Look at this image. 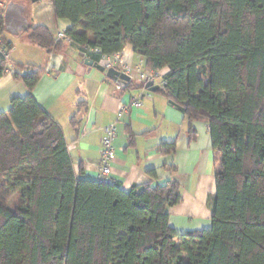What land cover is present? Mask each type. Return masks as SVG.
<instances>
[{
  "label": "trees",
  "instance_id": "obj_1",
  "mask_svg": "<svg viewBox=\"0 0 264 264\" xmlns=\"http://www.w3.org/2000/svg\"><path fill=\"white\" fill-rule=\"evenodd\" d=\"M52 3L86 58L97 63L130 44L145 69L169 68L162 90L183 107L191 138L195 121L209 125L212 225L184 234L170 225L182 201L176 180L126 192L83 178L62 128L32 95L42 71L20 65L30 93L0 112V264H264V0ZM4 32L0 12V43L11 50ZM27 33L49 52L65 43L43 25ZM6 70L0 57V76Z\"/></svg>",
  "mask_w": 264,
  "mask_h": 264
},
{
  "label": "crops",
  "instance_id": "obj_2",
  "mask_svg": "<svg viewBox=\"0 0 264 264\" xmlns=\"http://www.w3.org/2000/svg\"><path fill=\"white\" fill-rule=\"evenodd\" d=\"M1 1L7 5L10 0ZM15 1L26 6L32 25L46 26L56 37L59 31L72 26L69 20L56 19L52 0ZM2 36L12 44L10 54L18 67L42 71L32 95L62 128L77 173L83 168V178L97 179L102 137L106 127L116 122V158L110 178L120 182L126 192L136 185H162L176 180L182 201L170 208V225L180 234L211 227L208 203L210 195L216 193V166L206 122H194L196 134L191 138L183 110L162 89L149 91L134 77L127 87H119L105 72L89 69L84 63L88 58L72 41L65 40L62 49L49 52L32 43L27 32L13 36L6 31ZM115 55L132 67L145 65L130 44ZM97 63L103 65L101 60ZM19 77L7 71L0 76V112L11 108L14 96L30 93ZM136 99L142 105H134ZM163 143H175V151L165 153ZM151 171L155 176L150 175Z\"/></svg>",
  "mask_w": 264,
  "mask_h": 264
},
{
  "label": "built area",
  "instance_id": "obj_3",
  "mask_svg": "<svg viewBox=\"0 0 264 264\" xmlns=\"http://www.w3.org/2000/svg\"><path fill=\"white\" fill-rule=\"evenodd\" d=\"M5 8L4 3L0 1V12H3ZM58 39L69 40L66 35V31H59L57 34ZM70 41V40H69ZM11 50H8L4 45L0 43V57L3 58L7 65V72L22 74L28 71V69H20L18 65L14 62L10 54ZM103 66L106 69L115 67L123 72L130 75L132 78L134 77L137 81L146 85L149 82H153L155 85H159L161 89H165L166 80L164 78L165 73L163 70H152L145 69L142 65L132 67L130 64L123 61V59L119 55L113 56H104L101 59ZM122 65V68L120 67ZM133 104L136 106L142 105V102L139 99L133 101ZM124 107L122 110H125ZM117 126L116 122H113L105 129V134L102 137V159L100 163L99 174L96 177L98 180L105 182H114L111 176L112 163L116 158V149L114 146V141L117 137Z\"/></svg>",
  "mask_w": 264,
  "mask_h": 264
},
{
  "label": "water",
  "instance_id": "obj_4",
  "mask_svg": "<svg viewBox=\"0 0 264 264\" xmlns=\"http://www.w3.org/2000/svg\"><path fill=\"white\" fill-rule=\"evenodd\" d=\"M26 11V6L23 3L15 0H10L7 3L6 9L4 11V23L5 29L8 33L13 36H20L21 34L26 33L31 29L32 23L30 22ZM84 63L88 66L89 69L96 68L101 72H105L107 77L113 81H116L119 87H127L131 82V76L118 68L111 67L106 69L105 66L96 63L91 59H86ZM145 87L152 92L161 89L159 85H155L153 82L147 83ZM178 108L180 110H183V107L181 106H178Z\"/></svg>",
  "mask_w": 264,
  "mask_h": 264
},
{
  "label": "rangeland",
  "instance_id": "obj_5",
  "mask_svg": "<svg viewBox=\"0 0 264 264\" xmlns=\"http://www.w3.org/2000/svg\"><path fill=\"white\" fill-rule=\"evenodd\" d=\"M6 1V0H5ZM6 5V4H5ZM25 35V34H24ZM3 37V36H2ZM213 197V195H210L209 197V201L211 200V198ZM20 200L19 195H15L14 198L11 200V205L13 206L14 204H16L18 201ZM209 204V203H208ZM210 206V205H209Z\"/></svg>",
  "mask_w": 264,
  "mask_h": 264
}]
</instances>
